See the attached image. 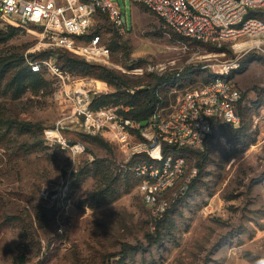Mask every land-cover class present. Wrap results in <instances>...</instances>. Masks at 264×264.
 Wrapping results in <instances>:
<instances>
[{
  "label": "rangeland",
  "instance_id": "374dc122",
  "mask_svg": "<svg viewBox=\"0 0 264 264\" xmlns=\"http://www.w3.org/2000/svg\"><path fill=\"white\" fill-rule=\"evenodd\" d=\"M113 1L131 30L120 35L98 20L92 32L111 42V62L90 63L131 80H149L161 67L164 73L185 72V86L170 89L168 104L186 88L213 80L220 62L248 44L225 42L215 45L219 49L168 29L141 0ZM28 28L19 27L0 42V57L26 59L15 87L20 96L0 97V264L264 262V53L244 50L241 66L230 74L243 93L246 138L211 137L198 184L172 205L158 235L160 219H153L137 187L134 167L141 159L129 157L107 135L84 132L67 96L86 80L102 89L96 97L114 94L116 87L65 71L59 57L66 51ZM34 56L53 59L61 76L31 73ZM107 168L111 178L105 180L101 173ZM147 233L160 243H149Z\"/></svg>",
  "mask_w": 264,
  "mask_h": 264
},
{
  "label": "built area",
  "instance_id": "2783aa9c",
  "mask_svg": "<svg viewBox=\"0 0 264 264\" xmlns=\"http://www.w3.org/2000/svg\"><path fill=\"white\" fill-rule=\"evenodd\" d=\"M141 1L168 29L184 37L217 46L248 43L238 56L220 62L218 76L210 82L186 88L170 104L160 94L155 110L144 122L126 116L129 106L94 108V98L102 89L89 80L73 94L67 92L84 132L107 135L129 157L141 159L134 167L137 187L153 219L158 220L186 195L198 173L196 165L175 155L171 147L202 148L216 120L234 127L242 123L239 107L243 93L230 74L241 66L244 50L256 48L264 53V20L247 16L251 9L264 7V0ZM99 12L108 15L120 35L131 30L113 0H0V29L13 26L31 31L28 27L32 26L56 48L87 61L109 64L112 50L107 42L98 34L85 38ZM29 65L33 72L46 70L61 76V68L51 58L30 61ZM158 69L164 73L165 67ZM175 74L180 77L182 72ZM64 123L60 121L57 130Z\"/></svg>",
  "mask_w": 264,
  "mask_h": 264
},
{
  "label": "trees",
  "instance_id": "16d2710c",
  "mask_svg": "<svg viewBox=\"0 0 264 264\" xmlns=\"http://www.w3.org/2000/svg\"><path fill=\"white\" fill-rule=\"evenodd\" d=\"M247 16L251 17H257L264 20V12L258 9H251ZM105 20L107 22V27L110 31L114 33H118L116 27L114 24L110 21L108 15L106 13L99 12L94 24L100 20ZM105 22V23H106ZM91 26L90 31L88 34L85 35L86 39H89L92 35L98 34L103 38V34L101 32L95 31L92 32L93 26ZM103 25H105L103 23ZM7 30V31H4ZM18 30L17 27L9 26L5 29H0V42L6 41L11 37L14 32ZM119 34V33H118ZM103 40L107 42L104 38ZM107 44L111 48V42H107ZM212 46L216 48L217 47L213 44ZM61 50L66 51V53H63L59 57V62H62L61 67L68 72H75L80 73L83 75H90L94 76L103 80H107L111 85L115 86L117 91L114 94L111 95H101L100 97L94 98L93 107L98 108L100 106H104V104L110 105H120L123 104L124 106H129V110L126 113V116L136 119L138 121L144 122L149 119V117L152 115L153 111L155 110L160 98V94L163 95L166 104H168L167 101V93L170 91V89H181L185 86V72L181 74L180 77H176L175 73H161V74H155L151 73V78L149 80L145 79H138V80H131L128 79L127 75L121 74L113 69L107 68L105 66L90 63L91 61H85L83 59H80L78 57L72 56L71 52L58 48ZM112 50V49H111ZM76 55V54H73ZM78 56V55H76ZM17 56L9 55L8 57H0V97L3 93L12 92L15 97H19L20 93L18 88L16 87L17 80L23 70L25 68L21 67V63L25 62V58L21 56V61L16 58ZM81 57V56H80ZM36 60H44L39 59V56H34V58L31 61ZM97 63V62H96ZM59 66V65H58ZM60 67V66H59ZM31 73L33 74H41L42 72H33L30 68ZM193 79V78H191ZM215 79V78H213ZM210 78H206L204 83L210 82ZM24 82V79H23ZM99 86L102 84L100 82H97ZM125 87V89H123ZM16 89V91H14ZM242 102V101H241ZM241 105V103H240ZM240 110V107H239ZM241 114V113H240ZM242 117V114H241ZM243 124V117H242V123L239 127H234L230 125L229 123L222 122L220 120H216L214 122L213 131L209 135L207 141L205 142L204 146L202 148H193V147H183V148H176L171 147L173 149V152L175 155H183L190 159L191 157H199V160H201L200 163L196 164L198 168L197 176L192 180L190 184V189L194 188L198 184V180L200 179L201 171L203 170V162L207 159V154L212 150L213 144L211 146L209 145L211 137L214 139L217 136H220L221 134H228V135H238L237 138L244 139L246 138V129L242 127ZM98 140V138H96ZM101 139V138H100ZM99 139V140H100ZM209 141V142H208ZM101 176L108 180L111 178L110 170L107 168L102 173ZM138 183V180H137ZM174 205V204H173ZM174 208V206L172 207ZM172 208H170L165 215L158 220L156 224V233L159 235L160 226L162 223L168 218L170 212L172 211ZM43 214V213H42ZM147 241L149 243H160V237L158 238L153 233H147L146 235ZM136 247V246H135Z\"/></svg>",
  "mask_w": 264,
  "mask_h": 264
},
{
  "label": "clouds",
  "instance_id": "9594fccd",
  "mask_svg": "<svg viewBox=\"0 0 264 264\" xmlns=\"http://www.w3.org/2000/svg\"><path fill=\"white\" fill-rule=\"evenodd\" d=\"M261 264H264V262H261Z\"/></svg>",
  "mask_w": 264,
  "mask_h": 264
},
{
  "label": "bare ground",
  "instance_id": "6f19581e",
  "mask_svg": "<svg viewBox=\"0 0 264 264\" xmlns=\"http://www.w3.org/2000/svg\"><path fill=\"white\" fill-rule=\"evenodd\" d=\"M244 44V43H243ZM240 45V44H239ZM237 47V46H236Z\"/></svg>",
  "mask_w": 264,
  "mask_h": 264
}]
</instances>
